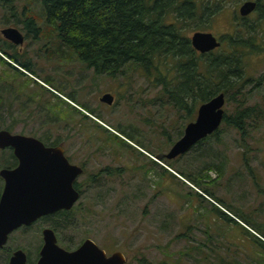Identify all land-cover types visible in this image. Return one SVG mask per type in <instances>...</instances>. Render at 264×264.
<instances>
[{
    "label": "rangeland",
    "instance_id": "1",
    "mask_svg": "<svg viewBox=\"0 0 264 264\" xmlns=\"http://www.w3.org/2000/svg\"><path fill=\"white\" fill-rule=\"evenodd\" d=\"M14 1H21L16 4L19 11L25 6V16L30 11L41 15L37 0ZM1 21L0 8V27ZM12 21L9 26L27 34ZM228 23L221 17L203 25L220 38L230 32ZM261 23L254 32L259 49L264 47V17ZM206 31L196 29L187 35ZM226 44L223 41L214 56L227 54ZM15 51L21 62H29L30 71L0 54V130L10 127L13 134L45 144L57 141L72 164L85 166L76 180L80 197L72 215L54 231L61 248L72 251L90 239L107 255L121 252L126 264H138L143 258L152 264H264L238 233L213 217L214 201L198 198L196 194L202 193L198 186L179 175L195 179L205 164H211L204 172L209 179L200 182V189L264 229V114L247 122L243 139L222 123L218 142L210 139L167 160L165 155L181 137V126L193 122L196 114L181 121V114L159 97L154 82L132 71L115 78L95 75L50 32H39L37 37L31 32ZM244 55L242 79L249 82L241 94L252 92L245 106L264 108V50ZM2 61H9V66ZM105 93L114 98L110 106L99 101ZM242 98L225 100L224 115H232ZM223 207L219 209L263 241L255 229ZM46 227L52 229L51 223L40 220L12 232L0 249V264H8L17 249L26 254L27 264H35Z\"/></svg>",
    "mask_w": 264,
    "mask_h": 264
},
{
    "label": "trees",
    "instance_id": "2",
    "mask_svg": "<svg viewBox=\"0 0 264 264\" xmlns=\"http://www.w3.org/2000/svg\"><path fill=\"white\" fill-rule=\"evenodd\" d=\"M37 1L41 15L31 14L30 11L26 16L27 33H54L59 44L73 52L77 60L95 75L115 78L125 75L128 71L139 73L144 79L154 82L159 90V97L165 98L168 105L181 114L180 119L183 122L192 120L196 108L218 94H223L227 103L237 96L243 97L234 113L224 115L221 122L236 129L242 139L247 136V122L264 114V108L259 105L245 106V98L252 92L241 94L242 88L249 82L242 79L241 59L247 50L258 51L255 33H250L245 38L235 35L233 40L227 36L222 37L221 40L228 45L225 49L230 47L229 52L232 51L230 54H200L190 43L188 31H206L203 24L213 19L211 7L207 4L209 0ZM37 23L42 27H37ZM0 54L27 72L30 71L29 62H21L15 53L7 55L0 48ZM7 62L3 63L8 65ZM45 83L50 84L49 81ZM3 130L10 132V127ZM183 130L181 126L179 136H182ZM219 135L218 128L195 146L200 147L210 139L218 142ZM125 137L133 140L127 134ZM16 164L17 161L11 152L5 155V151L0 150V169H10ZM245 166L247 167L246 161ZM212 167L211 164H205L195 179L183 172L179 175L193 186H198V191L202 192L196 194L198 198L208 197L214 201L218 206L214 202L211 204L210 212L213 217L232 228L243 242L264 259L263 227L248 220L244 215L237 214L231 206L215 197L213 193L200 189L203 183L200 182L209 179L204 172ZM215 169L218 171V166ZM218 174L220 175V171ZM1 182L0 178V194L3 187ZM74 188L79 191L76 182ZM219 206H224L223 208L235 218L239 216L241 222L255 229V233L259 234L263 241L230 218ZM72 212L73 208L69 211H58L44 217L42 221L51 223L52 230L56 231L61 227L59 222L68 221ZM138 264L152 263L143 258L138 260ZM222 264L228 263L222 261Z\"/></svg>",
    "mask_w": 264,
    "mask_h": 264
},
{
    "label": "water",
    "instance_id": "3",
    "mask_svg": "<svg viewBox=\"0 0 264 264\" xmlns=\"http://www.w3.org/2000/svg\"><path fill=\"white\" fill-rule=\"evenodd\" d=\"M254 7L255 3L247 2L239 8V14L246 16ZM2 34L15 45L23 42L21 34L14 28H7ZM190 43L200 54L220 47V42L208 32H194ZM100 101L111 105L113 98L105 94ZM224 103V95L218 94L201 104L195 120L185 126L182 136L166 154V159L172 160L186 154L199 141L213 134L223 120ZM4 149L12 150L17 165L13 169H0L3 181L0 194V249L5 247L12 232L55 212L71 210L80 197L74 183L82 174L80 167L69 164L60 147H46L31 136L0 130V150ZM41 236L42 245L35 264H126L121 252L107 255L90 239H85L76 249L67 251L57 244L52 229L44 228ZM8 264H27L26 254L20 249L13 251Z\"/></svg>",
    "mask_w": 264,
    "mask_h": 264
},
{
    "label": "flooded vegetation",
    "instance_id": "4",
    "mask_svg": "<svg viewBox=\"0 0 264 264\" xmlns=\"http://www.w3.org/2000/svg\"><path fill=\"white\" fill-rule=\"evenodd\" d=\"M20 2L21 1L15 2L14 0H0V8H1V12H2V21H1L2 26L0 27V48L7 55H9V54L7 53L6 50H10V51L14 50V53L16 55H18V51H15V48L21 47L24 44V41L26 40L27 35L31 33L30 32V33L26 34V32H25L26 9H25V6H23L20 11L18 10V8H17L18 5L16 6V4H19ZM247 2L255 3L254 10L246 16H241L239 14V8ZM207 4H209V6L211 7V15H212L211 17L217 18V19L221 18V17H225L226 21L229 22L228 26H229V30H230V32L227 33V35L225 34V35L221 36L220 38L215 37L211 32L206 31L208 33H211L217 39V41L220 42V47L213 50L212 51L213 53H214V51L221 48L222 42H223V40H221L222 37L227 36L233 40L234 36L238 35L241 37L244 36L243 38H245L248 36V34L254 33L255 29L257 30L259 28V24L262 22V19L264 17L263 0H209ZM10 19L13 20L12 24L14 26H19L20 29L25 32V34H23L18 28L9 26ZM261 25H262V23H261ZM7 28H14L21 34V36L23 38L22 44L15 45L12 42H10L9 40L4 38L2 31L7 29ZM38 34L39 33L32 32L33 37H37ZM261 50H264V47H263V49L258 48V51H261ZM227 51H229V50H227ZM245 52H248V50ZM230 53H232V51L228 52V54H230ZM87 71H88V69H87ZM105 94H109V93H105ZM105 94H103V95H105ZM109 95H111V94H109ZM101 97H100V99H101ZM112 98H113V96H112ZM100 99H99V101H100ZM112 103H113V101H112ZM108 106H110V105H108ZM10 133H12V132H10ZM42 143L46 147H60L63 150L64 156L67 158L69 164H72L70 162V160L68 159V157L65 155L64 149L62 148V146L60 144L54 145L53 143L52 144H45L44 142H42ZM165 158H166V155H165ZM16 165L13 168H15ZM72 165H75V164H72ZM76 166H78L82 169L81 175H83L85 166L84 165H82V166L76 165ZM13 168H10V169H13ZM61 211H64V210H61ZM55 213H57V212H55ZM53 214H51V215H53ZM47 216H49V215H47ZM47 216H45V217H47ZM43 218H40L37 221H40ZM31 225H29V226H31ZM29 226H27V227H29ZM46 228H48V227H46Z\"/></svg>",
    "mask_w": 264,
    "mask_h": 264
}]
</instances>
